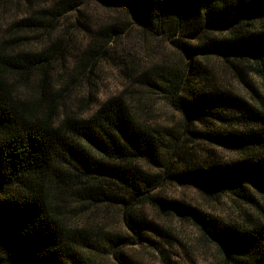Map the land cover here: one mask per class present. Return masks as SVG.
I'll list each match as a JSON object with an SVG mask.
<instances>
[{"label":"trees","instance_id":"16d2710c","mask_svg":"<svg viewBox=\"0 0 264 264\" xmlns=\"http://www.w3.org/2000/svg\"><path fill=\"white\" fill-rule=\"evenodd\" d=\"M94 1L107 9L122 7L143 32L166 39L162 42L188 59L182 68L160 64L151 61V50L142 55L150 67L140 73L135 57L141 43L130 41L135 50L116 45L120 23L97 31L83 25L91 41L72 57L80 58L88 75L107 58L128 81V89L85 116L81 109L89 93L75 108L66 105L68 72L54 65L64 56L61 40L47 39L38 50L20 47L22 32L50 34L78 0L50 10L40 6L37 16L5 30L0 38V264H96L84 252L87 247L106 251L115 264H143L124 250L137 243L152 245L162 263L174 264L151 237L166 244L177 238L147 216L145 205L188 221L201 241L215 245L218 264H264V0ZM146 92L165 98L181 119L171 125L149 120L154 114ZM164 182L192 186L209 198L227 195L250 211L224 221L161 195ZM65 203H77L78 212L88 211L98 224L111 208L121 210L127 235L108 232V249L99 247L91 238L95 223L70 225L65 216L75 211Z\"/></svg>","mask_w":264,"mask_h":264},{"label":"rangeland","instance_id":"374dc122","mask_svg":"<svg viewBox=\"0 0 264 264\" xmlns=\"http://www.w3.org/2000/svg\"><path fill=\"white\" fill-rule=\"evenodd\" d=\"M4 1V2H2ZM64 0H0V38L5 33V30L11 27L14 22L24 18H33L37 16V11L40 6L47 9H53ZM79 4L71 11L64 15L59 16L56 28L47 35L45 31H35L33 33H21L24 38L20 47L28 50L42 49L38 47V43L44 42V48L49 42H58L61 40L65 47L63 58L55 60V67H59L66 75L67 85L69 87V97L66 100V105L75 108L78 105V100L82 94L89 93L90 100L88 104L82 107L81 112L85 116L94 113L99 106L112 96L119 95L124 90L128 89L126 78H123L118 71V67L111 63L107 58H102L100 63L94 68V73L88 75V68L82 69L81 60L78 57H72L81 49H84L91 41L89 31L83 27L86 26L91 31L98 30L105 24L120 23L123 32L119 34L116 39V45L122 46L125 50L131 49L128 44L137 40L141 43V47L135 60L138 65L137 72H143L150 67L148 58L142 56L144 53L153 50L154 52L151 61L161 64L166 62L170 65L183 66L185 60L179 52L172 46L166 45L162 38L153 37L149 33L143 32L139 26L135 25L127 14L125 9L115 8L107 9L99 6L94 0H78ZM39 3V6H37ZM78 9V10H77ZM128 24L126 25V23ZM52 42V43H53ZM122 43V44H121ZM89 47V46H88ZM134 49V48H132ZM135 50V49H134ZM165 52L163 56L162 52ZM146 56H149L146 54ZM219 62V61H218ZM219 65L214 66L216 73L220 72ZM97 68V69H96ZM90 83H87L88 79ZM122 79L120 81V79ZM124 80V81H123ZM123 82V83H122ZM234 88L241 94H244L233 81ZM136 93V91H135ZM146 98V104L152 108L154 117H149V120H154L160 125H171L173 121H179L181 116L173 107L169 105L167 100L162 96L146 92L143 93ZM63 111H60V114ZM221 153V152H220ZM223 153V152H222ZM221 153V154H222ZM225 157H230L227 152H224ZM148 168V166H145ZM161 195L170 199L184 200L196 207L202 209L204 212L216 216L224 221H235L240 219V213L249 212L250 209L246 204L230 198L227 195L209 198L200 193L192 186H178L174 183L164 182L159 187ZM264 206V202L260 200ZM66 204V203H65ZM77 203L66 204V209H72L75 212H70L73 217L68 218L70 225L74 227L91 226L92 222L95 223L88 211L79 213V205ZM144 212L148 217H152L161 224L164 228L174 234L177 240L172 241L171 244H166L164 239L152 236V240L160 246L163 244L167 253L170 255V260L174 264H218L220 257L217 254L216 247L213 243L201 241L198 230L192 226L185 219H179L174 214H165L164 211L154 210L151 206H143ZM121 210L111 208L107 219L100 224L95 223V231L93 232L92 241L96 242L99 247H106L108 249V232L114 233L115 231L126 233L125 227L122 225ZM107 233V235L105 234ZM84 251L88 257L96 264H115L114 259L106 251H97L90 248H85ZM90 250V251H88ZM124 250L137 261L143 264H165L162 263L159 254L156 252L152 245L145 243H137L129 245Z\"/></svg>","mask_w":264,"mask_h":264}]
</instances>
